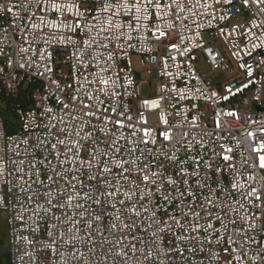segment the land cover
Masks as SVG:
<instances>
[{
	"label": "built area",
	"instance_id": "built-area-1",
	"mask_svg": "<svg viewBox=\"0 0 264 264\" xmlns=\"http://www.w3.org/2000/svg\"><path fill=\"white\" fill-rule=\"evenodd\" d=\"M0 99L10 264H264V0H0Z\"/></svg>",
	"mask_w": 264,
	"mask_h": 264
},
{
	"label": "rangeland",
	"instance_id": "rangeland-1",
	"mask_svg": "<svg viewBox=\"0 0 264 264\" xmlns=\"http://www.w3.org/2000/svg\"><path fill=\"white\" fill-rule=\"evenodd\" d=\"M133 66L136 72L138 79L142 81V94H156V81L157 76L156 72L153 73V78H150L147 74L145 69L140 65L139 60L136 57H133ZM197 67L200 71H207L208 66L203 62L200 61L197 64ZM216 82H219V77H214ZM0 115L3 116L7 123H14L18 128V124L15 123L14 115L7 109L5 104L0 99ZM7 222H6V214L3 210H0V247L4 253H9V243H8V229H7Z\"/></svg>",
	"mask_w": 264,
	"mask_h": 264
},
{
	"label": "trees",
	"instance_id": "trees-1",
	"mask_svg": "<svg viewBox=\"0 0 264 264\" xmlns=\"http://www.w3.org/2000/svg\"><path fill=\"white\" fill-rule=\"evenodd\" d=\"M1 253H2V264H10L9 253L8 252L4 253L2 249H1Z\"/></svg>",
	"mask_w": 264,
	"mask_h": 264
},
{
	"label": "water",
	"instance_id": "water-1",
	"mask_svg": "<svg viewBox=\"0 0 264 264\" xmlns=\"http://www.w3.org/2000/svg\"><path fill=\"white\" fill-rule=\"evenodd\" d=\"M15 131V129L13 128V127H11V126H9L8 128H7V132L8 133H12V132H14ZM0 264H2V253H1V247H0Z\"/></svg>",
	"mask_w": 264,
	"mask_h": 264
}]
</instances>
